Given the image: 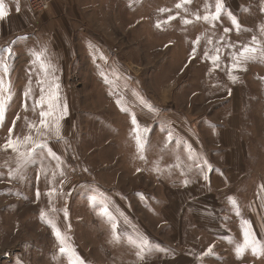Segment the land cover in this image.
<instances>
[{
  "label": "rangeland",
  "instance_id": "obj_1",
  "mask_svg": "<svg viewBox=\"0 0 264 264\" xmlns=\"http://www.w3.org/2000/svg\"><path fill=\"white\" fill-rule=\"evenodd\" d=\"M220 2L0 0V264H264V0Z\"/></svg>",
  "mask_w": 264,
  "mask_h": 264
},
{
  "label": "snow or ice",
  "instance_id": "obj_2",
  "mask_svg": "<svg viewBox=\"0 0 264 264\" xmlns=\"http://www.w3.org/2000/svg\"><path fill=\"white\" fill-rule=\"evenodd\" d=\"M190 2V0H189ZM178 8L181 7L182 5L181 4H177L176 5ZM221 8H222V4L220 2V0H216V12L215 14H213L211 16V19L212 20H216L219 18V14L221 12ZM7 13L4 11V6L2 3H0V17H3L4 15H6ZM229 15L231 16V13H229ZM173 17H170V19H172ZM197 19H200V17H197ZM204 20H209L210 17L209 16H204L203 17ZM232 19V24L235 26L236 30L239 31L240 30V24L238 22V20L232 16L231 17ZM185 23H190L191 21H188V20H185L184 21ZM225 32H228L230 31V29H225L224 30ZM253 40H255V37H253ZM197 43H198V40H197ZM195 52V49L193 50ZM258 49L255 48V47H251V46H244L243 49L240 51L239 53V57L241 59H244V60H248V59H254V54L257 53ZM217 52H219V49H217ZM249 54H252V55H249ZM37 58H39V54L37 53ZM207 55V53H206ZM213 60L214 63H216L218 60H219V56H213L211 58ZM240 63V60H236V62L233 64V68H237L238 65ZM231 79L235 80L236 77L235 76H231L230 77ZM0 86H2V81H0ZM25 95L27 96L28 93L26 92ZM119 103V101H118ZM41 115H45V113H41ZM4 119V102L2 100H0V122H2ZM133 124H136V120H135V116L133 115ZM41 124H44V121L41 120ZM30 127H33L32 125H30ZM12 129H9V132L11 133ZM25 141H28V140H31V137L30 136H27L24 138ZM137 143H138V146L139 147H143V145L141 144V138L139 135H137ZM36 147H41V145H36ZM4 148H12L13 151H18V148L16 146V142H14L11 138L8 140V142L4 145ZM35 149H32L30 151H28L27 153H24V152H20L19 155L21 157L20 159V164L21 165H28L30 163H34V160L32 159V156H33V152H34ZM50 151V154L51 153V150ZM233 203H235V201H233ZM105 213L107 212V209L105 208L104 209ZM243 224L246 226L244 228V231H243V236H244V240H243V243L238 245L237 248H236V252H237V255H242L244 250L247 249L248 247H252V250L255 252L256 249L254 247V244H255V241L251 238V230H250V227H248L249 225V222L248 221H243ZM113 227L115 228L116 226L113 225ZM57 236L59 237L60 233L59 231L57 230ZM63 242V241H62ZM61 252H65L66 249L64 248H61L60 249ZM208 252L211 253L212 252V248L210 247L208 249ZM139 255V253H138Z\"/></svg>",
  "mask_w": 264,
  "mask_h": 264
},
{
  "label": "built area",
  "instance_id": "obj_3",
  "mask_svg": "<svg viewBox=\"0 0 264 264\" xmlns=\"http://www.w3.org/2000/svg\"><path fill=\"white\" fill-rule=\"evenodd\" d=\"M30 9L34 12L47 11L53 0H25Z\"/></svg>",
  "mask_w": 264,
  "mask_h": 264
},
{
  "label": "crops",
  "instance_id": "obj_4",
  "mask_svg": "<svg viewBox=\"0 0 264 264\" xmlns=\"http://www.w3.org/2000/svg\"><path fill=\"white\" fill-rule=\"evenodd\" d=\"M241 162V161H240ZM262 166H261V173H260V178L258 179V184L257 187L259 188L258 191L260 192L258 194V196L256 198H258L259 200H262V204H263V208H264V162H262ZM264 214L262 213V216Z\"/></svg>",
  "mask_w": 264,
  "mask_h": 264
}]
</instances>
